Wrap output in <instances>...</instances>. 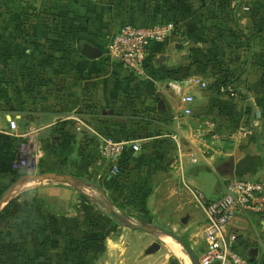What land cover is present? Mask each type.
Listing matches in <instances>:
<instances>
[{"label":"crops","instance_id":"obj_1","mask_svg":"<svg viewBox=\"0 0 264 264\" xmlns=\"http://www.w3.org/2000/svg\"><path fill=\"white\" fill-rule=\"evenodd\" d=\"M126 22L171 26L142 76L105 59ZM94 49L101 55L89 60L84 53ZM0 132L33 144L40 173L107 177L110 190L130 191L138 207L149 196L144 183L178 184L173 195L183 198L173 210L166 199L152 207L168 230L180 220L199 260L206 218L198 196L213 200L229 181L264 180V0H0ZM108 137L139 146L122 155L117 177L98 154ZM8 182L0 176L1 186ZM36 183L12 184L0 198V264H72L76 231L87 234L75 190ZM8 208L16 214L4 215ZM143 233L118 232L120 241L111 233L105 261L146 264L153 244ZM229 233L249 264H264V215L234 219ZM101 245H90L85 264Z\"/></svg>","mask_w":264,"mask_h":264},{"label":"built area","instance_id":"obj_2","mask_svg":"<svg viewBox=\"0 0 264 264\" xmlns=\"http://www.w3.org/2000/svg\"><path fill=\"white\" fill-rule=\"evenodd\" d=\"M237 2L233 7H237ZM171 32V26L158 23H123L109 39L105 48V59L120 66L133 75L142 76L147 72L148 52L152 44L163 42ZM181 103L187 108L183 114H192L193 98L182 97ZM10 131L16 130V124L9 122ZM23 149V148H22ZM14 168L31 175L27 166L28 156L20 154ZM137 141L128 138L117 140L105 138L98 149L101 160L109 166V173L117 177L121 173L120 161L125 152H137ZM32 170V169H31ZM206 218L203 230L205 247L199 264H249L241 250V239L236 234H225L226 228L236 218L261 217L264 215V180H233L224 187L222 194L213 200L198 196Z\"/></svg>","mask_w":264,"mask_h":264},{"label":"rangeland","instance_id":"obj_3","mask_svg":"<svg viewBox=\"0 0 264 264\" xmlns=\"http://www.w3.org/2000/svg\"><path fill=\"white\" fill-rule=\"evenodd\" d=\"M118 130V129H117ZM115 130V131H117ZM131 130V129H130ZM23 148V149H22ZM18 149H21L20 154H25L28 157L27 160V166L30 169L31 175H44L46 173H40V168L38 165V162L34 158V152H33V144L26 141V140H20ZM78 150V149H77ZM78 153V152H77ZM80 159V157H78ZM76 167H78L76 165ZM79 168V167H78ZM32 169V170H31ZM56 173H59L61 175H70L67 172L63 173V170L56 171ZM47 175V174H46ZM76 178L80 181L77 187H73L72 184L68 181H54V180H46L42 183L50 184V185H59L64 184L65 186L74 189L75 190V196L76 198L80 199L82 201V205L80 209L76 210V213L79 214L78 219L80 220V223L78 221V228L80 224L85 223L84 229L87 230L86 235H90L91 238V244L92 245H99L102 243L101 246H98V248H91L93 249V252L90 253V264H110V262L105 261V254L108 251L105 248V239L110 237V234L113 235L109 238V240L112 241H120L119 238L120 235L116 233L121 232H127L129 229L125 228L120 222H118L116 219L112 217V215L108 212L106 208H110L113 210L117 215L126 218L131 224L135 226H142V225H149V226H158L164 230L170 231L174 233L176 236L181 238L187 245V236L183 234L182 228L183 224L180 222V220L177 221V228L174 231L168 230L164 228V223L161 222V220L158 218V213L155 212L154 202H158L160 199H166L168 200L167 206L165 210L169 211L168 209L173 210L175 205H177V201L179 199L183 198L182 194L179 195H173L174 193V187L179 186L178 184L174 182L165 181L164 177L154 178V181L151 182L153 185L151 186V190H148V183H144L146 191H148L147 198L143 200L144 204L141 207H138L133 199V194L130 193V191H126L125 194H118L117 191L110 190L112 184L110 182L115 183V181H111V179H108L107 177H102L101 182H97V180H94L89 175H82L76 172ZM100 183V184H99ZM142 183V182H141ZM27 184V183H26ZM32 185H36L38 183L36 182H28L27 187ZM140 184V183H139ZM134 184V185H139ZM150 184V183H149ZM97 187L99 190H95L92 187ZM141 186V185H140ZM80 190V193L79 191ZM107 195V196H106ZM122 197L125 199L123 200ZM151 200H150V199ZM168 198V199H167ZM170 198V200H169ZM176 198V199H175ZM122 199L123 202H119V200ZM129 201L128 203L126 201ZM126 202V203H125ZM124 203V204H123ZM164 216V214L162 213ZM77 230V227H76ZM79 230V229H78ZM77 233H81L79 230L76 231ZM84 233V232H83ZM140 240L145 242L146 245L148 244H157L159 248L153 252H147V254L144 255L145 263L146 264H190L189 259L183 249L180 245L173 244L172 240L166 239L164 236H162L159 233L156 234H148L143 233L139 234ZM99 237H102V241L99 243ZM98 238V239H97ZM127 242H133L136 243L140 241L139 239L135 237H129L128 239H123V241ZM172 241L174 249H171L169 246V242ZM169 243V244H168ZM90 249V248H88ZM117 252V251H116ZM174 254V255H173ZM113 257V264H116L117 260ZM153 258H155L153 260ZM88 264V263H86Z\"/></svg>","mask_w":264,"mask_h":264},{"label":"trees","instance_id":"obj_4","mask_svg":"<svg viewBox=\"0 0 264 264\" xmlns=\"http://www.w3.org/2000/svg\"><path fill=\"white\" fill-rule=\"evenodd\" d=\"M158 43L152 44L149 51H152ZM231 85L229 81H222L221 85L227 87ZM114 138V137H111ZM20 140L14 136L1 133L0 132V176L9 178V182L6 186L0 185V198L8 190V188L14 184L18 179L25 176L22 170H17L14 168V163L17 157V148ZM5 212V211H4ZM16 210L9 209L6 210V216L14 215ZM1 219V216H0ZM80 239L76 240V253L74 254L71 263L72 264H85V258L87 256L88 248L91 244V236L80 233ZM98 239V238H97ZM102 237H99V243L102 241Z\"/></svg>","mask_w":264,"mask_h":264},{"label":"water","instance_id":"obj_5","mask_svg":"<svg viewBox=\"0 0 264 264\" xmlns=\"http://www.w3.org/2000/svg\"><path fill=\"white\" fill-rule=\"evenodd\" d=\"M84 55L89 60H94L98 58L101 55L100 50L94 49L90 50L89 52L84 53ZM46 180H54V181H68L73 186L78 185V181L71 177V176H64L59 174H44V175H25L24 177H21L18 179L13 185L20 186L22 184H26L28 182H44ZM108 212L112 215L114 219H116L118 222H120L125 228L134 230V231H140L148 234H156L159 233L164 237H168L174 242H176L178 245L181 246L185 254L187 255L190 264H199L198 258L195 256V254L192 252V250L187 246V244L178 236H176L174 233L164 230L158 226H149V225H142V226H135L131 224L126 218L121 217L117 215L113 210L110 208H106ZM159 246L157 244H153L151 248V252L157 250Z\"/></svg>","mask_w":264,"mask_h":264},{"label":"bare ground","instance_id":"obj_6","mask_svg":"<svg viewBox=\"0 0 264 264\" xmlns=\"http://www.w3.org/2000/svg\"><path fill=\"white\" fill-rule=\"evenodd\" d=\"M166 238H168V237H166ZM168 239H170V238H168ZM170 240H171V239H170ZM172 241H173V240H172ZM168 244H169V243H168ZM169 246H170L171 249H174V248H175V247L173 246L172 243H170Z\"/></svg>","mask_w":264,"mask_h":264}]
</instances>
